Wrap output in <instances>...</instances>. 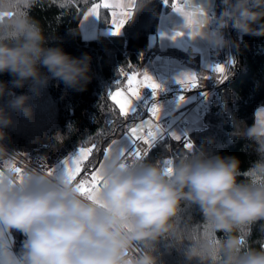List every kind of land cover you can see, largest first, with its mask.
I'll list each match as a JSON object with an SVG mask.
<instances>
[{
  "label": "clouds",
  "instance_id": "clouds-1",
  "mask_svg": "<svg viewBox=\"0 0 264 264\" xmlns=\"http://www.w3.org/2000/svg\"><path fill=\"white\" fill-rule=\"evenodd\" d=\"M42 2L74 4L0 0V73L14 77L0 81V98L10 97L8 107L28 119L34 115L31 97L11 87L36 89L56 78L84 91L92 79L90 56L77 58L49 46L55 33L31 14ZM150 2L137 0L136 11ZM188 4L203 12L191 26L186 21L193 40L230 46L229 28L264 36L258 27L264 24V0H222L215 29L209 27L207 5ZM13 123L8 108L0 106V141ZM232 135L248 141L245 150L256 156L247 170L238 158L212 154L194 142L174 158L149 159L147 150L139 159L112 152L103 161V180L93 198L46 159L18 172L15 155L0 143V264H159L156 243L166 237L189 241L187 258L199 264H264V233L249 239L253 226L264 222V107L252 125L238 120ZM190 207L201 215L195 224L182 218ZM13 230L25 236L19 251L9 239Z\"/></svg>",
  "mask_w": 264,
  "mask_h": 264
},
{
  "label": "trees",
  "instance_id": "trees-1",
  "mask_svg": "<svg viewBox=\"0 0 264 264\" xmlns=\"http://www.w3.org/2000/svg\"><path fill=\"white\" fill-rule=\"evenodd\" d=\"M96 1L74 0V4L68 8L42 2L32 9L31 14L45 30L55 33L56 38L50 41L49 46L61 47L73 57H91L92 79L84 91L70 88L56 78L36 89L31 85L11 87V91L17 95H29V103L37 111H34L32 118H27V122H22L27 127L19 129V132L6 128L7 138L0 141L10 153L21 157L33 167L40 166L42 159L54 167L79 150L80 146L87 147L96 143L99 150H94L88 161L84 162V171L79 174L77 182L96 170L95 166L103 159L104 150L110 142L123 137L128 128L142 117L140 111L136 115L139 118L133 119L130 116L125 119L119 115L118 108L113 110L114 102L109 94L125 85L124 73L142 68L159 54L196 63L200 83V87H196L197 92L212 88L219 77L214 70L203 71L199 58L193 56L191 51L182 52L176 48L159 51L149 47L148 38L157 33L159 19L172 8V0L169 4H165L164 0H151L139 11H136V1L133 17L125 24L123 34L100 33L94 39L84 40L79 25L85 12ZM219 4L220 0H217L216 13L220 10ZM99 20L100 29L109 26V12L106 9L101 10ZM258 27L264 28V24ZM227 30L229 39L233 41L234 65L227 79L211 94L208 111L202 115L205 126L191 130L180 141L173 139L171 133L163 144H158L150 151L149 159L161 156L174 158V153L188 150L184 147L188 141L212 154L238 158L242 171L247 170L256 159L254 153L245 150L249 142L235 138L232 133L238 120L252 125L257 109L264 105V36L243 34L233 28ZM225 55L224 51H219V58L223 59ZM13 79L9 73H0V81L11 82ZM9 99L7 96L0 98V106L8 108V112H17L8 107ZM43 107L45 109L41 111ZM45 120L53 124L48 125ZM109 120L113 121L110 126L107 123ZM58 134L63 137L57 138ZM166 145H170L171 152L166 151ZM182 218H191L195 224L201 220V215L196 207H190L185 209ZM262 233L264 222H258L253 226L250 241H257ZM21 235L20 240V232L16 233V251L22 248L25 240V236ZM189 246V241L179 243L173 238H162L156 243L155 250L159 264H199V261L188 260L186 253Z\"/></svg>",
  "mask_w": 264,
  "mask_h": 264
},
{
  "label": "snow or ice",
  "instance_id": "snow-or-ice-1",
  "mask_svg": "<svg viewBox=\"0 0 264 264\" xmlns=\"http://www.w3.org/2000/svg\"><path fill=\"white\" fill-rule=\"evenodd\" d=\"M165 4H169L170 0H164ZM171 6L173 9L180 13L183 17H185L187 24L186 26H191L195 19L198 16H202L203 12L201 10L190 8L187 0H172ZM101 7L108 9L112 8L113 16L117 17L112 20V29L114 35H119L122 32L125 24L132 18V14L134 11V2L133 0H128V3H121L119 0L116 2L110 3L109 0H103V3L96 4L92 10H90L87 14L84 15V20H87L89 16L99 17V12L97 11ZM115 9H120V12L117 14ZM183 35L181 32H177L175 36L172 38L175 39L177 36ZM215 71L220 75L221 82L227 78L225 75L226 68L224 65H217ZM127 80V86L121 90H116L111 92L110 99L114 102L113 110L118 108L119 115L125 119L130 116L133 119L139 118L138 116H134L133 112L134 99H140L141 97V89L150 88L154 91V95H159L161 91L164 89L162 85L159 84L151 75L145 73L142 78L139 73H124L123 74ZM184 88L191 90L192 88L200 87L199 78L196 74H185L183 78L178 81ZM181 101H183L184 97H180ZM151 115L157 120H160L161 116V108L158 104H154L150 109ZM141 119V123L136 124L135 126H131L128 128L124 137H127L133 141L134 148L132 151H128L127 149H119L118 145L120 141L112 140L110 145L104 150L105 155L102 161L96 167V170L91 173L90 179L85 177L81 179L79 182L82 194L88 198H93L97 195L100 184L103 180L102 175L100 174V169L103 166V161H105L109 154L114 152H119L122 155L135 156L136 158H142V154L139 149L136 147V141H143L145 145L148 146V149L151 150L154 146L155 141L162 136L164 133V129L159 123H153L152 120H143ZM109 126L113 123L112 120L107 122ZM173 139L176 141H180L181 137L173 134ZM184 147L186 149L192 148V143L190 141L185 142ZM94 150H99V147L96 143H92L90 146H80L78 152L74 156H69L66 160L63 161L65 170L69 177L72 180H75L76 177L84 171L83 165L85 161H88L90 155ZM145 155V153L143 154ZM92 167V166H90ZM19 172L21 169L16 168Z\"/></svg>",
  "mask_w": 264,
  "mask_h": 264
},
{
  "label": "rangeland",
  "instance_id": "rangeland-1",
  "mask_svg": "<svg viewBox=\"0 0 264 264\" xmlns=\"http://www.w3.org/2000/svg\"><path fill=\"white\" fill-rule=\"evenodd\" d=\"M194 5L204 6L207 4H206V2L201 1L200 4H194ZM171 9L168 12H164L162 15L169 16L172 13ZM207 14L212 20V23L209 25V27H210V29H213V21L215 19V14H216L214 5L213 6H212V4L208 5ZM175 15H177L179 17H183L180 13H178L174 10L173 17H175ZM181 22L185 26L186 21H181ZM180 25H182V24H177V26H180ZM121 34H123V30H122ZM183 34L184 35L177 36L176 39H173L172 37H170L168 35L165 39H162V41H163L162 43H159V39L156 36V37L151 38L150 45L151 46L157 45L160 49H164V50H166L168 48H176L182 52L191 51L193 56H197L199 58L200 67L203 71H205V72L213 71V66L215 64H217V62H218L219 51H220L218 49L219 47L212 45L211 43H209L207 40H204V39L193 40L192 36H191V29H189V31L184 30ZM164 45H177V47H174V46L168 47V46H164ZM225 53H226V51H225ZM225 57H226V55H225ZM172 61H173V58H171V57H167V56L164 57L162 55H156V56H154V58L149 60L147 62V64L140 70V72H142V74H140L139 71H137V73H139L141 78H142V76L148 70L147 74L151 75L159 84H161L162 88L164 90L161 91L159 93V95H154V91L152 89H150V88L144 89L147 92L145 94L141 93L140 99H137L139 101V104L136 101H133V106H134V110H135L133 112V115L136 116L139 111H142L143 108L145 110L148 109L149 113H151L150 109L154 104H158L161 109L167 107L168 110H162V111L166 112V111L172 110L178 106V104H179L178 100L180 99V97H184V98L187 97L184 94L189 91L188 89L184 88L183 86H177V85L172 86V84L170 83L171 79H172V75H171ZM181 61H183L182 64H184L185 66L190 67L196 71V67H195L194 63L187 61V60L186 61L181 60ZM123 78H124V76H123ZM121 89H123V88H120L117 90H121ZM141 90H143V89H141ZM169 95H172L171 97H177L178 99H174V100L167 99V100H170L169 103H166V104L161 103V102H166L167 100H162V99L169 96ZM30 105L32 106L34 111H37V109L34 105H32V104H30ZM141 106H142V108H141ZM261 107H264V105L260 106L259 108H261ZM43 109H45V108L43 107L40 110L42 111ZM9 115L12 117V119L14 121V123L10 127H8L9 129L19 132V129L27 127V126L22 124V122H27L26 121L27 118L23 117L19 112H9ZM143 120H150V119L146 116L145 118H143ZM45 122L48 125H50V123H51V125L53 124V122L48 121V120H45ZM139 123H141V119L138 120L136 124H139ZM204 126L205 125L203 123L202 116H200V115L198 116L197 115V109H195L192 113L188 114V116L185 118V122L180 125L179 130H177L175 132V135L182 137V136L188 134L191 130H194V129L198 130V129L203 128ZM53 127H56V126H53ZM120 139L116 140V141H120V143L118 145L119 149H120L122 142H124V141H122L123 139L122 140H120ZM33 141H35V140H33ZM42 141L44 143L48 142L46 140H42ZM38 142H40V140ZM136 142H138V141H136ZM113 150L115 152V147ZM10 155H13V153H10ZM15 157L22 159L21 157L16 156V155H15ZM64 170H65V166L62 165L61 168L59 169V171L57 170V172L63 173ZM90 177L91 176H89L88 178L90 179ZM75 181H77V180L75 179Z\"/></svg>",
  "mask_w": 264,
  "mask_h": 264
},
{
  "label": "crops",
  "instance_id": "crops-1",
  "mask_svg": "<svg viewBox=\"0 0 264 264\" xmlns=\"http://www.w3.org/2000/svg\"><path fill=\"white\" fill-rule=\"evenodd\" d=\"M136 1L137 0H133V2H134V5H136ZM201 1H204V2H206V4H207V6L208 5H210V4H212V6L214 5V7H215V4H216V1L217 0H192V2H193V4H200V2ZM109 2L110 3H113V2H116V0H109ZM119 2H121V3H128V0H119ZM190 2V0H187V3H189ZM98 3H100V4H102L103 3V0H97L92 6H90L89 8H88V10L85 12V14H87L90 10H92L93 9V7L96 5V4H98ZM135 8V7H134ZM102 9H105V8H103V7H101L100 9H98L97 11L99 12V17H95V16H89V18L87 19V20H84V15H83V17H82V19H81V22H83V23H81L80 22V25H79V28H80V33H81V36H82V38L84 39V40H91V39H94V38H96L97 36H98V34H100V33H104V34H106V35H112L113 34V29H112V25H111V23H112V20L113 19H116L117 17H114L113 16V11H114V9H112V8H108V9H106L108 12H109V20H110V24H109V26L107 27V28H105V29H100V20H99V18H100V12H101V10ZM115 11L117 12V14L120 12V9H115ZM171 11H172V13L169 15V16H166V15H161V17H160V19H159V22H158V30H157V33L156 34H151L150 36H149V38H148V45H149V47L150 48H152V49H155V48H157L159 51H165L164 49H160L157 45L155 46H151L150 45V41H151V38H153V37H156L157 36V38L159 39V43H162L163 41H162V39H165L168 35L170 36V37H173V36H175V34L177 33V32H181V33H183V31L184 30H188L189 31V29L187 28V27H185L184 25H183V23L181 22V21H186L185 20V17H179V16H177V15H175V17H173V13H174V10H173V8L171 9ZM168 15V14H167ZM172 15V16H171ZM132 17H133V14H132ZM131 20V19H130ZM130 20H128V21H130ZM177 24H182V25H180V26H177ZM123 30V29H122ZM184 35V34H183ZM176 39V38H175ZM164 46H168V47H177V45H164ZM167 48V47H166ZM182 48V47H181ZM169 49V48H168ZM219 49V48H218ZM167 50V49H166ZM157 55H159V54H157ZM165 57V56H164ZM154 58V57H153ZM218 59H219V57H218ZM184 61H186V60H184ZM182 62L183 61H181V60H179V59H175V58H173V61H172V69H171V75H172V79H171V84H172V86H182L178 81H179V79H181V78H183V76L185 75V74H196L197 75V77L199 78V76H198V70H197V68H196V71L194 70V69H192V68H190V67H187V66H185L184 64H182ZM190 62H192V61H190ZM192 63H194V62H192ZM194 65H195V67L197 66L196 65V63H194ZM199 65H200V60H199ZM144 67V66H143ZM142 67V68H143ZM142 68H140V69H138V70H135V71H133V72H137V71H139V73L140 74H142V72H140V70L142 69ZM155 70V69H154ZM156 71V70H155ZM148 72V70L145 72V73H147ZM132 73V72H131ZM127 86V81L125 82V85L124 86H120V87H118V88H116L115 90H113V91H116L117 89H120V88H125ZM112 91V92H113ZM147 91L146 90H141V93L142 94H145ZM184 95H186L187 97L186 98H184L183 99V101H181V99H179L178 101H179V104H178V106L177 107H175L174 109H172V110H169V111H162V110H168V108L167 107H165V108H163V109H161V116H160V120H164V119H167V118H170L169 119V122H170V124L171 125H173V123H174V121H175V119H176V115H178V113L179 112H181V111H183V110H186L187 108H189L188 106L189 105H191V104H193V103H195L196 102V100H197V91H196V88H192L191 90H189L188 92H186ZM172 95H169V96H167V97H165V98H163L162 100H167V99H172V100H174V99H178L177 97H171ZM134 101H136L138 104H139V101L137 100V99H134ZM169 101L170 100H167L166 102H161V103H164V104H166V103H169ZM141 108H142V106H141ZM144 111V112H143ZM194 111V110H193ZM192 111V112H193ZM140 112V111H139ZM139 112H138V114H139ZM176 112H178L176 115H175V113ZM192 112H190V113H192ZM141 114H142V117L141 118H145L146 116L150 119V120H152L153 121V119H152V115H151V113H149V111H148V109L147 110H145L144 108L142 109V111H141ZM189 114V113H188ZM198 115V114H197ZM188 116V115H187ZM199 116V115H198ZM154 118V117H153ZM138 120H140V118L138 119ZM137 120V121H138ZM137 121L132 125V126H134L136 123H137ZM153 123H155L154 121H153ZM179 127H180V125L179 126H175L173 129H172V134H175V132L177 131V130H179ZM125 136V135H124ZM121 137V139L120 140H122V141H124V142H122V144H121V146H120V149H129L132 145H133V141L131 140V139H129V138H127V137ZM116 140H118V139H116ZM133 147V146H132ZM131 147V148H132ZM78 152V150L77 151H75L74 153H72L71 155H69V156H74L76 153ZM13 155H16V154H13ZM105 155V154H104ZM68 156V157H69ZM68 157H66L64 160H66ZM104 157V156H103ZM64 160H62L60 163H58L57 165H55L54 167H55V169H56V171L58 170L59 171V169L61 168V166L62 165H64V163H63V161ZM102 161V160H101ZM26 162V161H25ZM12 163L17 167V168H20V169H22V167L20 166V165H18V163H16L14 160L12 161ZM27 163V162H26ZM28 164V163H27ZM29 165V164H28ZM30 167H31V165H29ZM95 171V170H94ZM92 173V172H91ZM91 173L89 174V175H86L85 177H89V176H91ZM84 177V178H85ZM78 179H79V175L76 177V180L78 181ZM83 179V178H82ZM76 181V182H77ZM80 182V181H79ZM16 233H17V231H15V230H13V232L12 233H10L9 234V239L10 240H13L14 242H15V239H16ZM15 250V249H14Z\"/></svg>",
  "mask_w": 264,
  "mask_h": 264
},
{
  "label": "built area",
  "instance_id": "built-area-1",
  "mask_svg": "<svg viewBox=\"0 0 264 264\" xmlns=\"http://www.w3.org/2000/svg\"><path fill=\"white\" fill-rule=\"evenodd\" d=\"M219 7H220V10H219L218 13L215 14V19L213 21V29H215V28L218 27V18H219V16L221 15V13L223 11L222 0H220ZM226 36L229 39L228 30H226ZM219 50L220 51H224V52L226 51V57L223 58V59L219 58L217 64H215L213 66V70L215 71V68H216L217 65H224L225 68H226L225 75L227 76L229 70L234 65V58H233V54H232V47H231V45L230 46H226V47H219ZM216 74L219 75L217 72H216ZM222 82L220 80V75H219V77L217 79V83L212 88H210L209 90H203V91L197 92V100H196V102L190 108H188L186 110H183L178 115H176L175 116L176 119H175L173 125H171L170 122L167 121V120H159V121H157L155 118L152 117L153 121L155 123H159L162 126V128L164 129V133L162 134V136L160 138H158L155 141L153 148L156 147L158 144H163L167 140V138L169 137V135L171 134L172 129L175 126H179V125H181V124H183L185 122V118L187 117L188 113H190L193 110L197 109V114L198 115H200V116L204 115L208 111L211 94L218 88L219 85L222 84ZM136 147L139 149L140 153L142 154V157H144L143 154L145 153V150H147V157H148L150 151L153 149L152 148L151 150H149L148 149V146L145 145L143 143V141L136 142ZM133 148H134V145L128 151H132ZM14 161L16 163H18V165H20L22 167V169L27 168V167H30L25 162V160H23V159H20V158H16L15 157Z\"/></svg>",
  "mask_w": 264,
  "mask_h": 264
},
{
  "label": "water",
  "instance_id": "water-1",
  "mask_svg": "<svg viewBox=\"0 0 264 264\" xmlns=\"http://www.w3.org/2000/svg\"><path fill=\"white\" fill-rule=\"evenodd\" d=\"M22 239V235H21V233H20V240Z\"/></svg>",
  "mask_w": 264,
  "mask_h": 264
}]
</instances>
